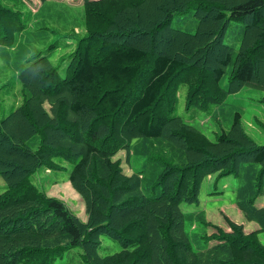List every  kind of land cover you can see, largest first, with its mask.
<instances>
[{"label": "trees", "instance_id": "16d2710c", "mask_svg": "<svg viewBox=\"0 0 264 264\" xmlns=\"http://www.w3.org/2000/svg\"><path fill=\"white\" fill-rule=\"evenodd\" d=\"M40 1L32 11L24 0H0L9 44L0 53L25 38L33 50L16 67L20 101L5 114L0 103V264H54L65 253L86 264H264L259 232L232 223L207 238L199 205L208 174L232 175L237 206L264 230V207L254 204L264 195V143L245 132L238 111L210 140L176 113L178 98L162 105L182 72L190 119L221 102L204 105L208 77L222 95L264 89V0H82L72 28ZM70 164L85 220L32 177ZM107 239L120 250L102 254Z\"/></svg>", "mask_w": 264, "mask_h": 264}, {"label": "rangeland", "instance_id": "374dc122", "mask_svg": "<svg viewBox=\"0 0 264 264\" xmlns=\"http://www.w3.org/2000/svg\"><path fill=\"white\" fill-rule=\"evenodd\" d=\"M32 11L36 10L41 1L40 0H24ZM53 4L54 8L60 9L67 16L68 27L72 28L74 25H79L82 22L83 16V6L82 0H47ZM53 8V9H54ZM54 11V10H52ZM54 11L53 20L58 23V25L63 24L65 19ZM36 26V25H34ZM34 27H29L28 30H31ZM4 37L0 36V49H4L9 46L7 41L3 39ZM25 38V37H24ZM4 40V41H3ZM43 40V37H39L36 42ZM24 42L23 45H20L17 49H9L3 54L0 53V100L3 105L1 106L3 113L5 114L8 111L9 107L16 105L19 101V89L20 83L16 75V67L24 66L26 62L25 56L30 55L33 50L29 45V41L25 38L24 40H19ZM238 43V41H237ZM48 44H45L40 49L44 50ZM65 51L64 54H66ZM9 55L11 57H9ZM57 55L53 53V56ZM61 55V52L58 54L57 58L53 60V63L56 65L58 62V57ZM6 59L8 62H6ZM66 63L60 65V70L65 67ZM227 69H225V72ZM186 72H182V77L176 79L166 91L167 97L163 99L162 105L170 103V101L176 97L177 109L176 113L181 115L184 121L198 131L202 132L210 140L215 139L216 131H218V123L220 126L227 129L232 121L234 112L238 111L241 113V125L243 126L245 132L253 138V140L259 144L264 143V89L254 87L252 85H243L236 88L233 91H229L227 94L222 95L218 94L219 89L214 84L211 78H207L204 82L208 90L204 94V105L208 101L214 99L221 101L218 105L212 108V112L207 113L202 109L196 115V117L190 119L187 112L189 106L186 103L191 102V96L189 99H185L183 94L185 89L179 88V84L183 80ZM14 79V80H12ZM191 79V73L185 79L184 82H188ZM228 77L225 76L222 80V86L220 89L228 87ZM183 88V87H182ZM193 89V88H192ZM197 94L192 95L194 99L203 97L202 93L195 88L193 89ZM194 94V93H193ZM224 96V97H223ZM169 106V104H168ZM5 111V112H4ZM213 115L215 118H213ZM132 150L128 153V160H131V167L138 166V161H134V156H131ZM116 157L120 158L123 163V170L127 173L131 172L130 166L126 160V151L121 150L116 154ZM70 165H65L59 169H47L41 168L33 174V180L35 184L46 194L51 196H56L64 201V203L72 210V212L82 220L86 219L85 212V203L83 198L76 190L71 186L67 176L71 169ZM216 174H208L206 181L201 187L199 194V205L202 210L206 213V220L208 226L206 227L207 238H212L214 232L217 230H223L225 232H231V224L235 223L242 226L243 232L245 234L250 232H256L259 234L260 240L264 243V230H261V227L256 221L248 220L242 211L235 202V195L233 190L236 187V179L232 175H225L215 179ZM5 183L0 177V192L4 189ZM254 204L257 207H264V195L258 196ZM184 209L192 210V204L182 203ZM210 238V239H211ZM214 241H210V243ZM78 248H73L69 251V254L72 255L75 251L77 252ZM120 250L119 243L117 241L107 239L104 242V246L101 248L102 254H109L115 251ZM68 253H65L63 258H58L54 264H86L84 262H78L73 259L70 262V259H67Z\"/></svg>", "mask_w": 264, "mask_h": 264}]
</instances>
